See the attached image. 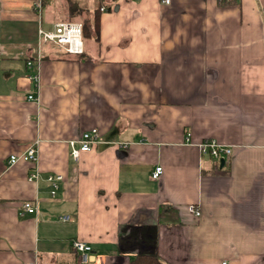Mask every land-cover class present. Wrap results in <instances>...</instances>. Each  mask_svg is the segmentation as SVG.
Wrapping results in <instances>:
<instances>
[{
	"label": "crops",
	"instance_id": "1",
	"mask_svg": "<svg viewBox=\"0 0 264 264\" xmlns=\"http://www.w3.org/2000/svg\"><path fill=\"white\" fill-rule=\"evenodd\" d=\"M75 1L83 57L39 41L68 0H0V264H264V0H102L99 34ZM91 128L114 143L74 157Z\"/></svg>",
	"mask_w": 264,
	"mask_h": 264
},
{
	"label": "built area",
	"instance_id": "2",
	"mask_svg": "<svg viewBox=\"0 0 264 264\" xmlns=\"http://www.w3.org/2000/svg\"><path fill=\"white\" fill-rule=\"evenodd\" d=\"M232 1V0H227ZM163 3H170V0H162ZM104 10V7L101 8ZM83 31L84 26L83 23L80 20H61L56 22L52 28H43L39 27L38 34H39V41L42 42H52L56 46L62 48L68 53H75L79 54L84 51V38H83ZM29 64L31 62H28ZM30 78L36 77L35 75L30 74ZM29 99L36 100L37 98L30 94L28 95ZM99 131L97 128H91L85 132L82 133L80 139L77 141L79 142V147L76 148L74 146L73 141V150L72 154L74 157H78V154L80 151L83 150H89L94 145H97L99 143L109 142L114 143L111 141H101L99 137ZM188 140V138H187ZM122 145H125L124 143H121ZM199 148L201 150L202 154H208L214 158H220L223 157L225 154L230 153L231 150L224 145H221L217 141L214 140H206L201 141L198 143ZM38 154H37V147L34 145H31L26 151L18 153V154H11L8 162L9 165L15 164L16 162L20 160L25 161H37ZM163 172V167L157 166L155 170L152 172L151 177L153 179H158L160 175ZM40 176V171L36 170L29 175L30 180H37ZM47 179L49 180L51 184V194L52 196H55L58 188H59V182L63 179L62 174H50L48 175ZM37 202L27 200L22 203V211L29 212V213H36L37 212ZM188 211L192 214H194L196 217L201 216V210L199 207L194 204L190 203L187 207ZM63 220H67L69 217L67 215L61 216ZM72 247L73 249L80 253L82 261L84 263L88 262L90 260L89 254L92 250V247L90 244H88L85 240L77 238L72 241ZM23 264H37L35 260L28 261ZM222 264H227V261H223Z\"/></svg>",
	"mask_w": 264,
	"mask_h": 264
},
{
	"label": "trees",
	"instance_id": "3",
	"mask_svg": "<svg viewBox=\"0 0 264 264\" xmlns=\"http://www.w3.org/2000/svg\"><path fill=\"white\" fill-rule=\"evenodd\" d=\"M51 0H42V4L46 5L49 3ZM220 3H229L231 1L227 0H219ZM68 8H67V15L69 16V20H76L77 17H82L84 14V9L82 6L79 5L78 1L75 0H68ZM102 0H98V4L95 7L93 11V26L94 30L96 31L97 34H99V26H100V15H101V4ZM87 20L86 18H81V22L83 23L84 26V31H83V38L88 35L87 33ZM68 53V52H66ZM84 51L82 53H79L77 55L79 56H84ZM130 264H164L163 261H161L158 257L156 256H146V255H141L133 258L130 261Z\"/></svg>",
	"mask_w": 264,
	"mask_h": 264
},
{
	"label": "rangeland",
	"instance_id": "4",
	"mask_svg": "<svg viewBox=\"0 0 264 264\" xmlns=\"http://www.w3.org/2000/svg\"><path fill=\"white\" fill-rule=\"evenodd\" d=\"M66 5V4H65ZM83 7V6H82ZM89 7V9L91 8V6H88ZM83 9H84V14H83V18H87V15H88V8H85V7H83ZM56 11H55V13H59L60 12V8H56L55 9ZM59 11V12H58ZM64 17H67V16H64ZM82 17H77V19L76 20H81V18Z\"/></svg>",
	"mask_w": 264,
	"mask_h": 264
},
{
	"label": "water",
	"instance_id": "5",
	"mask_svg": "<svg viewBox=\"0 0 264 264\" xmlns=\"http://www.w3.org/2000/svg\"><path fill=\"white\" fill-rule=\"evenodd\" d=\"M221 162H222V164L224 163V158H221Z\"/></svg>",
	"mask_w": 264,
	"mask_h": 264
},
{
	"label": "bare ground",
	"instance_id": "6",
	"mask_svg": "<svg viewBox=\"0 0 264 264\" xmlns=\"http://www.w3.org/2000/svg\"><path fill=\"white\" fill-rule=\"evenodd\" d=\"M109 9V8H108Z\"/></svg>",
	"mask_w": 264,
	"mask_h": 264
}]
</instances>
